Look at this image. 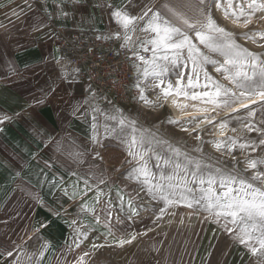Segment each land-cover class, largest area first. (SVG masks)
<instances>
[{"label":"crops","instance_id":"1","mask_svg":"<svg viewBox=\"0 0 264 264\" xmlns=\"http://www.w3.org/2000/svg\"><path fill=\"white\" fill-rule=\"evenodd\" d=\"M167 2L0 0V261L46 225L41 228L50 249L44 264H75L84 252L90 253L85 264H96L97 240L85 241L77 232V220L87 219L123 238L135 235L124 264H167L162 223L148 212L132 215L110 198L108 170L86 138L85 89L68 79L53 45L59 29H110L117 7L156 10ZM186 2L194 17L199 0Z\"/></svg>","mask_w":264,"mask_h":264},{"label":"rangeland","instance_id":"2","mask_svg":"<svg viewBox=\"0 0 264 264\" xmlns=\"http://www.w3.org/2000/svg\"><path fill=\"white\" fill-rule=\"evenodd\" d=\"M223 1L227 0H221V5ZM243 1L233 0V4L240 5L243 4ZM209 4L212 11L211 0H209ZM142 9L144 7L142 8L140 5H132L128 10L133 14H137ZM214 19L218 23L215 17ZM142 25L143 21H140L137 23L135 30L129 29L128 35L131 39L127 42L124 39V30L115 20L110 28L112 36L120 46L122 55L130 61L128 68L133 73L132 78L124 80L121 84L113 85L109 83L104 85L103 88L96 83H92L85 91L87 97L85 109L87 112L86 138L89 147L95 154L100 153L102 159H99L108 170L109 178L105 188L110 198L117 207L130 213L128 201L131 199L137 212H148L151 217L162 223L167 233L162 250L163 259L167 264H264V256H261L259 251L256 255H253L249 248L239 243L238 226L228 223L227 227L234 230L231 233L226 231L224 218L216 222L208 212L199 210V205L190 208L183 203H177L161 214L164 203L162 200L153 199L148 194L147 186L143 183L144 177L141 175L138 180L129 178L130 169L138 168L144 162L129 156L126 146L121 143V137L124 133L120 132V126L117 123L121 115L124 118L136 121L138 129L143 130L146 135L154 137L151 145L153 151L145 157L147 167L152 173L149 181L153 184H167V180L161 181L160 177L163 175L166 178L172 174L173 165L177 162V159L179 163L188 168V173H181V175H187L188 179L191 180L190 173L194 170V165L188 164L184 159V154L190 160L200 163L203 170L202 174L205 177L216 175L220 171L226 174L238 175L242 178H250L253 170L247 169L245 161L264 158V145H259L260 136L258 133L255 131L248 132L244 127H239L232 133L231 127L235 126L237 122L242 124L248 119L244 109H239L238 104L235 107L239 109V113H236L231 108L223 106L214 108L212 105H203L199 101H186L182 96L165 99L161 92V88L165 85L154 87L151 75L147 78L143 77L142 73L145 65L137 58L135 53H139L145 59H151L152 52L151 45H148L149 51L143 50V41L148 38V34L141 31ZM117 33L120 34L119 37H117ZM250 41L252 42V40ZM194 43L200 47L202 52L210 55L212 59L219 61L221 64L223 63V57L215 53H209L198 41L194 40ZM125 44L126 46H121ZM60 54L65 72H71L70 66L65 61L62 53ZM190 67L189 65V69ZM204 71H207L213 80L224 85V76L222 73L215 71V66L207 64L204 66ZM189 74H191L190 71ZM169 79L174 82L176 80L175 74L171 73ZM138 80L142 81L141 87L144 89L147 102L140 99V90L134 87ZM204 82L203 73H201L200 83L203 84ZM201 90L200 88L195 89V91ZM174 98L178 104L187 103L189 105L188 108L182 110L184 113H176L166 106V101H172ZM262 103L264 102L256 103L254 109L257 127L260 126L261 117L264 116ZM192 105L196 107H192ZM200 107L213 108L216 112L211 113V111L209 115L200 116L191 114L192 110ZM224 110L227 111L226 116L219 117L218 114H222ZM214 113H218V117H212V115H215ZM110 116H116L117 120L110 119ZM169 120L177 123H169ZM193 120L204 122L199 123V127L196 126V123H185ZM223 121H228L227 127L224 129L226 135L216 141L215 137L218 134L214 125L219 126ZM184 127L188 130H182ZM128 131L130 130L125 128L124 132L127 133ZM197 136L200 139H197ZM230 138L237 141V146L231 152L228 151L227 144ZM250 140L256 142L255 151L251 147L245 150L239 148L240 143ZM156 141L163 143L157 144ZM216 142L223 145L220 150L215 147ZM169 146L180 150L181 155L179 158L173 156ZM157 155L170 159L172 163L165 165L162 159L158 162ZM259 167L264 168V166ZM189 186L193 188L196 195H199V184H190ZM257 186L261 185L257 183ZM204 187H207L206 183ZM213 187L215 191H220L218 183ZM120 197H123V199L121 200ZM227 220L230 221L231 217H228ZM77 224L76 227L81 234L87 233L88 240H97L92 243V245L99 246L94 248L96 251V264H124L130 254L129 252H133V246H135L133 240L122 247L119 246L118 241L124 238L115 231L102 228L104 224H101L102 226L99 228L95 225L93 227L87 223V219L82 221L78 219ZM111 231L113 236L109 237ZM251 243L257 248L259 247L255 244V241H251ZM136 248L138 250V247ZM49 249L50 243L46 241L44 228L37 227L30 238L13 254L18 256L21 264H44ZM0 264H14L13 257L9 256L1 260Z\"/></svg>","mask_w":264,"mask_h":264},{"label":"snow or ice","instance_id":"3","mask_svg":"<svg viewBox=\"0 0 264 264\" xmlns=\"http://www.w3.org/2000/svg\"><path fill=\"white\" fill-rule=\"evenodd\" d=\"M212 5L217 9L222 7L221 0H211ZM246 5V7H245ZM112 7L111 5H108ZM129 7V6H125ZM163 9V11L161 10ZM193 5L186 0H168L167 3L161 5L160 8L154 10L152 7L146 6L139 13L133 14L130 10L126 11L122 7L113 10L112 16L118 25L124 30V39L129 41L131 37L128 35L129 29L135 30L138 22L143 21L141 31L148 34V38L143 41V50L149 51L148 45H151V59H145L144 56L135 53L137 58L141 60L145 68L143 69V77L152 76L154 87H160L163 97H184L186 101H199L203 105H212L214 108L221 106L231 108L233 112L239 113V109L235 106L238 104L243 108L248 119L242 123V127L248 132L255 131L260 136L259 145H264V116L261 117L260 126H256L254 109L248 106V102L256 103L257 98L264 102V58L249 51L239 45L233 34L220 26L213 17L209 0H199L194 6L195 16H189L186 9L191 10ZM257 12L264 13V0H244L243 4L234 7L233 0H227L224 7V15L226 18L233 19L234 23H240L243 18V26L247 27L252 23L253 17ZM64 15H67L65 12ZM264 18V17H262ZM119 37V33L116 34ZM264 40V32H251L244 34L243 38L256 41V38ZM110 38V37H109ZM101 39V37H97ZM200 45H203L209 53H215L223 57V63L212 59L208 54L201 51ZM122 47L126 46L121 45ZM212 64L215 71L222 73L224 79L231 87L220 84L212 79L204 66ZM189 65L191 66L189 69ZM189 71L191 74H189ZM174 73L176 80L173 82L169 79V75ZM203 73L204 83H200V75ZM141 80H138L134 87L140 90V99L146 101L144 89L141 87ZM200 88L201 91H195ZM191 90V91H190ZM147 102V101H146ZM173 105L181 110L189 107L187 103L178 104L174 98ZM192 107H196L192 105ZM264 108V103L261 104ZM197 111L206 113L209 111L207 107L197 108ZM110 119L117 120L116 116H110ZM6 119V117L4 118ZM207 119V118H205ZM187 121L186 124L199 123ZM211 122V121H208ZM3 123V119H0ZM120 126V132L124 133L121 137V143L127 148L128 155L133 159L143 161L140 167L130 169L129 178L139 179L144 177L143 183L147 186V192L153 199L162 200L164 208L161 209L163 214L167 209L177 203H183L187 207L199 205V210L208 212L213 216L216 222L221 218L225 219V229L232 232L233 228H228V223L238 226L239 243L249 248L253 255L257 252L264 256V158L249 159L245 163L247 169L253 170L250 178H242L231 173H223L218 171L216 175H208L205 177L202 173V167L199 162L190 160L186 154L184 159L188 164L194 165L191 171V180L187 175L188 168L177 162L173 165V172L166 178L161 175V181L167 180V184L151 183L149 177L152 175L147 167L146 156L152 152L151 145L154 137L146 135L143 130L137 128L136 121L124 118L122 115L117 120ZM169 123H177L169 120ZM228 121L219 124L221 133L227 127ZM125 128L129 129L127 133ZM182 130L187 131L186 127ZM236 131V129H232ZM197 139H200L197 136ZM157 144L163 143L156 141ZM228 151L231 152L237 146V141L231 139L227 142ZM223 145L219 142L215 143L217 150ZM251 147L253 151L256 148L255 141H246L240 143L239 148L245 150ZM169 150L173 156L179 158L181 152L178 148ZM97 158H101L100 153H96ZM157 160H163L165 165L172 163L170 159H166L157 155ZM207 184L205 188L204 185ZM219 184L220 191L214 190V185ZM257 183L261 186H257ZM190 184H199V195H196ZM99 201V194L97 195ZM122 200L123 197H120ZM128 207L132 215L137 214V210L132 205L131 199L128 201ZM111 213L106 214V219ZM231 217L228 221L227 218ZM46 227V225H41ZM78 234L79 230H77ZM83 238L87 239V233H82ZM136 237L131 235L130 238L120 239L119 246L131 243ZM255 241V244L251 243ZM79 247V242L76 243ZM93 248L99 247L93 244ZM13 257L14 264H21L18 256L11 251L6 253ZM90 253L84 252L76 260L75 264H85V257Z\"/></svg>","mask_w":264,"mask_h":264},{"label":"built area","instance_id":"4","mask_svg":"<svg viewBox=\"0 0 264 264\" xmlns=\"http://www.w3.org/2000/svg\"><path fill=\"white\" fill-rule=\"evenodd\" d=\"M53 45L71 68L68 79L80 83L85 91L92 83L103 88L132 78L130 61L122 55L110 29L102 32L59 29Z\"/></svg>","mask_w":264,"mask_h":264},{"label":"bare ground","instance_id":"5","mask_svg":"<svg viewBox=\"0 0 264 264\" xmlns=\"http://www.w3.org/2000/svg\"><path fill=\"white\" fill-rule=\"evenodd\" d=\"M243 3H244V1H243ZM226 5H227V1H223L222 2V7L220 9H217L214 5L212 6V13H213V16L218 20V24L220 26L224 27L227 31L231 32L239 45H241L242 47L248 49L249 51H251L253 53H256L257 55H259L262 58H264V40H260L257 37L255 42H253V41L251 42L250 40H247V39L243 38L244 34H246V33L264 32V18H262V17H264V13L257 12L255 14V16L253 17L252 23L248 24L247 27H245V26H243V23H242L243 19H241L240 23H234L233 19L225 17V15H224V7H226ZM233 5H234V7L237 6L235 4H233ZM245 7H246V5H245ZM223 84L225 86L231 87V85H229L228 82L225 79L223 81ZM166 102H167L166 106L169 107L174 112H176V113L183 112L180 108H178L175 105H173L172 101L167 100ZM260 102L261 101L257 98L256 103H260ZM256 103L248 102V106L250 108H252V109H255ZM208 109H209V111L206 112L205 114H203L202 112L197 111V109L192 110L191 114L200 116V115H209L211 111H212L211 113L216 112V110L213 109V108H209L208 107ZM239 109H243V108L239 107ZM217 114L218 113H216L214 116L212 115V117H218V115H219V117L223 118V117L226 116L227 111L226 110L222 111L223 116H222V114H218V115ZM214 127H215L216 133L218 134V136L215 137L216 141L221 139V137L226 135L225 134L226 130H223V132L221 133V130H220L218 125H214ZM239 127L241 128L242 124L240 122H237V124L235 126L231 127V129H237ZM233 132L234 131H232V133ZM236 135H237V133H236Z\"/></svg>","mask_w":264,"mask_h":264}]
</instances>
